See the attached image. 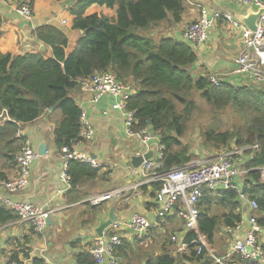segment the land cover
I'll return each instance as SVG.
<instances>
[{"label": "trees", "instance_id": "trees-1", "mask_svg": "<svg viewBox=\"0 0 264 264\" xmlns=\"http://www.w3.org/2000/svg\"><path fill=\"white\" fill-rule=\"evenodd\" d=\"M8 1L17 6L27 2L31 8L33 0ZM94 4L106 8L116 6V15L86 14ZM69 12L73 16L71 29L82 31L69 54L65 53L66 34L53 24L38 26L33 31L37 40L50 47L51 57L45 58L43 52L12 55L0 51V110L4 109L10 118L0 127V155L4 160L15 163L14 155L23 141L16 132L48 113L50 108L61 114L53 131L55 147L71 148L78 139L81 110L69 92L78 88L79 79L110 70L120 81L134 86L127 108L134 111L136 128L146 126L158 134L164 146V166L169 168L188 162L192 152L181 138L196 108L192 96L197 92L214 109L231 107L241 117V123L232 130L215 131L211 126L201 129L204 145L220 149L232 143L235 147L258 144V149L243 151L246 157L242 165L248 171L243 191L256 200V220L264 230V182L259 179V167L264 166V85L246 82L245 85L222 83L215 86L206 76L196 78L189 71L196 54L185 40L171 36L155 40L145 33L161 24H178L184 12L183 0H75ZM99 169L69 159L65 172L71 189L96 178ZM0 180H6L1 172ZM158 186L153 183L151 188L155 190ZM146 190L147 187L142 188L143 192ZM218 196L205 191L198 202V226L211 243L220 225L233 227L243 219L237 210L234 192L225 190L218 192ZM213 203L227 212L220 216L210 214ZM14 218H17L14 213L0 204V226ZM156 233L162 242L158 250H138L137 244ZM192 237V233H187L188 240ZM166 239L171 245L166 229L160 231L158 227H151L142 239L132 243L124 240L116 253L123 258L121 264H194L203 260L204 255H196L193 245H189L187 253L173 256ZM76 260L78 264H94L89 253L78 254ZM226 262L257 264L236 255ZM30 264L45 263L43 258L36 257ZM206 264H213V260L208 257Z\"/></svg>", "mask_w": 264, "mask_h": 264}, {"label": "crops", "instance_id": "crops-1", "mask_svg": "<svg viewBox=\"0 0 264 264\" xmlns=\"http://www.w3.org/2000/svg\"><path fill=\"white\" fill-rule=\"evenodd\" d=\"M74 2L75 0H33L32 16L28 20L18 13L15 3L0 0V51L12 55L43 52L45 58L51 57L50 47L37 40L33 31L38 26L53 24L66 34L68 41L65 53L69 54L82 33L80 30L71 29L73 16L69 8ZM183 5L184 12L180 22L161 24L159 27L163 26L164 29L160 33L183 40L182 32L189 22L197 18V8L200 5L209 11L231 13L234 18L236 14H245L248 8L257 9L236 0H183ZM103 8L106 7L91 5L86 14H106ZM242 46L241 29L234 28L223 20H217L210 28L207 39L197 47L192 46L196 60L189 66V71L196 78L217 74L224 76L226 81L230 80V84L245 85L248 81L237 76H228L234 69V58ZM69 95L78 106L81 107L83 104L95 131L92 140L80 143L76 141L78 144L75 142L73 145L90 156L94 155L93 158L100 164L98 176L74 189H71L70 179L67 182L60 179L61 173L66 170L63 169L65 161L60 149L55 147L53 134L56 123L61 119L60 113L49 111L50 113H45L32 123L22 126L20 132L30 140L36 151L41 143L46 144L47 150L45 155L39 156L33 162L29 186L9 196L45 206L52 212L48 226L41 233H35L29 223L17 218L1 225L0 264H9L12 261L30 264L36 257L43 258L45 264H78L76 256L81 253L90 254V249L98 237L95 228L108 218L110 209H113L117 220L128 219L133 211L143 213L153 220V191L149 188L141 197L130 195L125 202L122 199L120 201V198H112L95 209L90 203H84L83 200L93 194L130 183L133 180L131 156L139 153L142 147L137 141L125 135L123 116L120 112L110 109L113 97L106 96L97 104H90L88 102L90 95L81 91L79 87L72 89ZM103 111H107V114L103 115ZM149 150H152V156L156 155L157 145L152 144ZM15 169V163L6 162L0 155V172L5 174L6 179L14 177ZM211 193L218 196V192ZM237 203V210L243 216L248 207L239 201ZM213 210H216V213ZM209 211L210 214L220 216L227 212V209L213 203ZM173 217L165 219L162 226L159 224L153 227H158L159 230L162 227L169 228L172 233H185L182 221L178 217ZM225 228L220 225L213 238L227 235L224 232ZM241 236L242 230L236 234L237 238ZM260 237H264V230ZM133 241L134 239L129 237L125 240L128 243ZM260 241L264 245V239ZM171 246L174 255L188 252H175L172 242ZM216 251L221 252L217 249ZM13 257L15 260H10Z\"/></svg>", "mask_w": 264, "mask_h": 264}, {"label": "built area", "instance_id": "built-area-1", "mask_svg": "<svg viewBox=\"0 0 264 264\" xmlns=\"http://www.w3.org/2000/svg\"><path fill=\"white\" fill-rule=\"evenodd\" d=\"M236 1L241 4L252 5L255 8L264 7L262 0ZM17 11L25 19H31L32 11L27 2L17 6ZM197 11V18L189 22L183 30L182 39L191 47L199 46L207 39L210 28L217 20H223L232 27L241 29L243 46L235 56L234 69L228 76H237L250 83L264 85V13L258 18L256 29L252 31L243 26L231 13L219 10L209 11L202 5L197 8ZM206 77L215 86L231 83L230 80L226 81L224 76L217 74H208ZM78 87L90 95L88 98L90 104H97L106 96L114 98L110 109L121 113L125 135L137 141L142 147L136 155L143 156L152 144L157 145L156 155L147 159L144 158L138 167H132L133 180L130 183L93 194L83 200L91 205L112 198H120L125 202L130 195L141 197L143 187L152 190L153 183L159 184L157 189L152 190L153 220L138 211H133L128 219H116L102 230V234L96 238L90 249L94 264H121L123 258L116 253V249L127 237L129 239H142L151 227L161 224L165 219L172 216L178 217L185 229V233H172L169 236L170 241L174 244L175 252H186L189 245H193L196 255L209 257L215 264H236L235 262H226L234 255L243 260L264 264V249L260 241V233L263 232V229L256 220L258 205L255 199L249 198L243 191L245 175L248 172L246 168L241 169L240 163L232 160L229 153L221 154L210 161L190 160L166 168L163 162L164 146L160 143L158 134L146 126L136 128L134 111L127 108V100L135 91L132 84L120 81L115 73L109 70L96 72L89 78L79 79ZM79 108L81 110L79 116L80 130L77 142H88L94 137V127L83 104ZM106 114L107 111H103V115ZM7 120L10 121V118L5 110H0V127ZM20 130L16 132V136L22 137L23 141L14 155L15 175L11 179L0 180V204L10 209L20 221L29 223L35 233H41L48 226V219L52 211L45 206L9 196L21 192L29 186L31 166L39 156H43L38 154L30 140L25 138ZM77 142L76 144H78ZM247 149H258V144L246 145V147L238 149V152ZM60 151L65 161L63 169L66 168V162L69 159L79 160L91 167L100 165L95 158L84 151H80L74 145L71 148L63 146ZM244 157H246L245 154ZM259 172V179L263 182L264 166L259 167ZM60 179L65 182L69 179L65 171L61 173ZM225 190L234 192L237 201L246 204L248 209L242 216V218L246 217V220L242 219L241 223L224 229L225 234L232 239L226 243L223 251L217 252L207 235L199 229L200 209L198 202L205 191L220 192ZM240 230H242L243 236L237 238L236 234ZM116 231H120V233ZM189 232L193 234V237L188 240L187 233ZM9 264L19 263L12 261Z\"/></svg>", "mask_w": 264, "mask_h": 264}, {"label": "rangeland", "instance_id": "rangeland-1", "mask_svg": "<svg viewBox=\"0 0 264 264\" xmlns=\"http://www.w3.org/2000/svg\"><path fill=\"white\" fill-rule=\"evenodd\" d=\"M103 7V6H102ZM100 9V8H96ZM107 15L114 17L116 15V6L113 8H103ZM101 12V11H100ZM158 28V29H157ZM154 30H150L145 32L149 36L153 37L155 40L162 36H166L164 33H160L164 27H154ZM156 29V30H155ZM133 83V82H132ZM196 103V108L190 115V119L187 120V128L186 131L181 138L182 142L188 144L190 147V151L192 152V161H210L214 160L219 157L221 154L229 153L231 154V159L235 162L240 163L241 169H244L242 163L244 161V154L243 152H238V149L242 147H235L232 143L230 147H223L220 149H216L213 147H208L209 145H204L202 143V136H201V129L205 127H212L215 131H224V130H232L236 125L241 123V117L237 114L231 107H225L220 110L214 109L209 104H207L203 99H201L197 92H195L192 96ZM181 105L178 106L180 108ZM60 112L56 110L55 114H59ZM49 140V139H48ZM50 142V141H49ZM246 147V146H243ZM233 153V154H232ZM244 177V176H243ZM242 177V178H243ZM264 182V181H263ZM148 190V189H147ZM146 190V191H147ZM216 213V210H213ZM162 226V224H161ZM165 228L162 227L160 231H164ZM168 234L172 233L169 228L166 229ZM170 238V237H169ZM231 237L227 235H222L220 238L219 236L215 239L213 246L217 250H222L226 243L231 241ZM261 239H264L261 238ZM137 240V239H134ZM167 244L169 245L170 253H172V246L167 240ZM161 239L159 238L158 234L156 233L153 236L146 237L140 244H137L138 250L147 251H156L158 250L159 246L161 245ZM155 249V250H154ZM130 256H132L130 254ZM211 259V258H210ZM123 262V261H122ZM213 264L214 261H213Z\"/></svg>", "mask_w": 264, "mask_h": 264}, {"label": "water", "instance_id": "water-1", "mask_svg": "<svg viewBox=\"0 0 264 264\" xmlns=\"http://www.w3.org/2000/svg\"><path fill=\"white\" fill-rule=\"evenodd\" d=\"M264 13V7H259L256 10L252 8H248L245 14H236V19L247 29L254 31L256 29V24L258 18ZM51 111V108L49 109ZM47 147L45 143H41L39 147L37 148V152L39 155H44L46 153ZM152 150H148L143 156L141 155H133L131 156V166L132 167H138L143 159H147L151 157L152 155ZM91 157H94V155H91ZM116 216L114 215L113 209H110L108 218L100 223L95 228V232L98 236L102 234V230L106 228L108 225H110L112 222L116 220ZM244 220H246V217H243ZM207 262V257H204V259L199 263V264H206Z\"/></svg>", "mask_w": 264, "mask_h": 264}, {"label": "clouds", "instance_id": "clouds-1", "mask_svg": "<svg viewBox=\"0 0 264 264\" xmlns=\"http://www.w3.org/2000/svg\"><path fill=\"white\" fill-rule=\"evenodd\" d=\"M32 11V10H31Z\"/></svg>", "mask_w": 264, "mask_h": 264}]
</instances>
